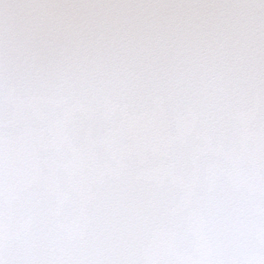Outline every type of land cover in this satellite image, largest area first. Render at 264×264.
Returning a JSON list of instances; mask_svg holds the SVG:
<instances>
[{"label": "snow or ice", "instance_id": "snow-or-ice-1", "mask_svg": "<svg viewBox=\"0 0 264 264\" xmlns=\"http://www.w3.org/2000/svg\"><path fill=\"white\" fill-rule=\"evenodd\" d=\"M0 264H264V0H0Z\"/></svg>", "mask_w": 264, "mask_h": 264}]
</instances>
